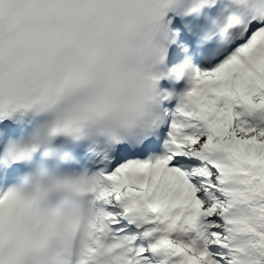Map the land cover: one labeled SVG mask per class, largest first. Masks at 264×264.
<instances>
[{
    "label": "snow or ice",
    "instance_id": "6c2138e0",
    "mask_svg": "<svg viewBox=\"0 0 264 264\" xmlns=\"http://www.w3.org/2000/svg\"><path fill=\"white\" fill-rule=\"evenodd\" d=\"M0 264H264V0H0Z\"/></svg>",
    "mask_w": 264,
    "mask_h": 264
}]
</instances>
